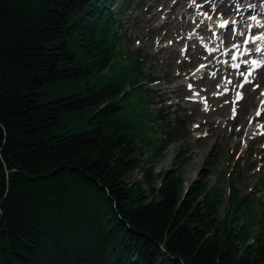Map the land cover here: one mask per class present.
I'll use <instances>...</instances> for the list:
<instances>
[{"label":"trees","instance_id":"obj_1","mask_svg":"<svg viewBox=\"0 0 264 264\" xmlns=\"http://www.w3.org/2000/svg\"><path fill=\"white\" fill-rule=\"evenodd\" d=\"M141 1L0 0V264H264V210L234 185L229 217L180 169L128 185L186 123L123 43Z\"/></svg>","mask_w":264,"mask_h":264},{"label":"rangeland","instance_id":"obj_2","mask_svg":"<svg viewBox=\"0 0 264 264\" xmlns=\"http://www.w3.org/2000/svg\"><path fill=\"white\" fill-rule=\"evenodd\" d=\"M200 3L195 0H144L117 12V17L122 20L119 31L124 35L126 48L132 52L144 49L155 59L146 68L158 79L153 84L158 104L168 107L172 119L181 115L194 121L184 126L179 138L168 143H165V133L158 132L156 137L164 144L161 156H156L152 150L146 152L141 157L140 167L128 177V185L132 188L140 186L149 194L160 187V172L180 169L184 191L200 183H206L208 189L215 187L219 190L223 196L220 209L223 216H230L231 185L241 192V196L252 199L257 210L262 211L264 137L255 138L260 132L256 127L262 129L264 125V115L255 117V121L251 115L258 112L263 88H242L244 100L239 103L240 110L234 116L231 113L233 106L228 105L232 97L219 100L215 96L222 80L210 77L195 82L189 79L199 69L198 65L205 63V48L215 45L214 38L219 41L223 36L228 38L232 31L218 33L215 26L220 22L221 14H211L199 7ZM197 18L208 19L213 34L210 29L200 34L202 31L194 24L199 21ZM259 76L264 78V70ZM200 89H206L204 94ZM198 91L208 96L206 101H201L203 104L190 100L198 97ZM252 92L255 99H250ZM253 101H256L255 105ZM260 230L257 226L254 231Z\"/></svg>","mask_w":264,"mask_h":264},{"label":"bare ground","instance_id":"obj_3","mask_svg":"<svg viewBox=\"0 0 264 264\" xmlns=\"http://www.w3.org/2000/svg\"><path fill=\"white\" fill-rule=\"evenodd\" d=\"M197 1H201V0H197ZM203 1V5L202 7L205 8L207 11H214L215 13H224L227 17L232 15V18H236V20H239V23L243 26L247 21L251 20V16L252 14H254L253 12H250L247 15H244L242 12L241 8H252L253 10V3L255 0H230L227 3H221L218 7H216V5L218 4V2L220 0H202ZM261 0H258L257 3H259ZM256 14V13H255ZM254 19V18H253ZM252 19V22H256V24L259 22V19ZM199 21H201V19H199ZM223 21H221L220 23H222ZM264 22V20H261L260 23ZM205 23H207L206 21H204L203 23H194L195 25H198V30H202V31H206L207 30V26L205 25ZM221 28L219 27V32H220ZM243 35V34H242ZM239 33H230V36H235L237 38H241L242 36ZM257 36H264V32L261 33V35H257ZM256 37V35L254 36ZM251 37L249 39V43L250 45H252V43H256L254 46V48L252 49H248L247 45L243 44L240 45L241 48H237L234 47L231 48L230 50H225L223 49V47L219 46V47H212L211 49H209L208 53L206 54L208 61L204 64V66L197 72V76H199V74H206L209 70L206 69V67H211L213 70H216L217 72L222 71V73H228V72H234V71H239L242 72L246 69H249L251 66H254L251 64V61L255 60L257 61V57L255 55V49L256 48H260L262 46H264V40H257V41H252ZM234 50V51H232ZM232 51V54H230V57L228 55V52ZM222 53V54H221ZM221 54V55H220ZM220 55V56H219ZM244 55L250 56V57H243ZM224 57L223 58V62H225V64L223 66H221V63H218V59L220 57ZM235 56L236 59H232L231 57ZM230 60L233 62V66L232 68L229 67L228 65H226L227 63H230ZM235 65H240V68L237 69L235 67ZM204 70V72H203ZM221 73V74H222ZM238 81V78H234L233 79V84H236ZM255 83H262L264 84V79H260L258 81V79L251 81L249 83H247V85L251 86ZM225 86L220 87L223 89ZM223 91V90H221ZM253 95V96H252ZM252 96V97H251ZM250 99H255L254 98V94L251 93ZM256 101H253V105H255ZM261 108V107H260ZM259 108V112L262 111V108Z\"/></svg>","mask_w":264,"mask_h":264},{"label":"snow or ice","instance_id":"obj_4","mask_svg":"<svg viewBox=\"0 0 264 264\" xmlns=\"http://www.w3.org/2000/svg\"><path fill=\"white\" fill-rule=\"evenodd\" d=\"M233 23H234V22H233ZM218 26H219L220 28H225V27L228 26V21H223V22L220 23ZM257 40H264V36H256V37H253V38H252V41H253V42H254V41H257ZM244 43H245V44L249 43V40H244ZM234 47H237V48H238V47H240V46H239V45H234ZM255 51H256V52H260L261 49H260V48H256ZM231 58H232L233 60L236 59L235 56H232ZM257 63H258V62L255 61V60L251 61V64H252V65H257ZM235 67H236L237 69H239V68H240V65H235ZM241 75L244 77V82H245V84H247V83L250 82L249 79H248V77H250V76L252 75V72H248L247 75H244V73L242 72ZM227 83L230 84V83H232V81H231V80H228ZM242 86H243V85H238V87H242ZM257 87H258V85H257ZM189 88L191 89V85H189ZM261 95H264V93H261ZM238 97H239L240 99L243 98L242 96L239 95V93H238ZM205 110H207V109H205ZM256 115H257V116H260L261 113H260V112H257Z\"/></svg>","mask_w":264,"mask_h":264}]
</instances>
